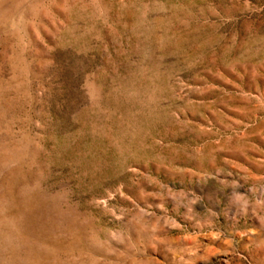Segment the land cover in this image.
<instances>
[{
    "label": "rangeland",
    "instance_id": "374dc122",
    "mask_svg": "<svg viewBox=\"0 0 264 264\" xmlns=\"http://www.w3.org/2000/svg\"><path fill=\"white\" fill-rule=\"evenodd\" d=\"M0 264H264V0H0Z\"/></svg>",
    "mask_w": 264,
    "mask_h": 264
}]
</instances>
